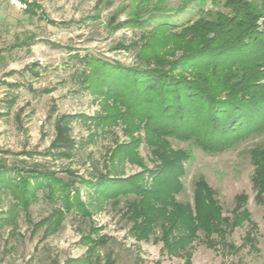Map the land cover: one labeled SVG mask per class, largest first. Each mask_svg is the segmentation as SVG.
Here are the masks:
<instances>
[{
  "label": "rangeland",
  "instance_id": "1",
  "mask_svg": "<svg viewBox=\"0 0 264 264\" xmlns=\"http://www.w3.org/2000/svg\"><path fill=\"white\" fill-rule=\"evenodd\" d=\"M144 1L0 0V164L38 166L57 172L59 177H66L70 170L79 178L95 181L114 168L120 177L156 169L160 165L153 154L156 148L184 151V191L175 199L190 203L196 216V188L210 190L212 202L204 204L228 227L223 226V235L216 232L211 236L207 229H199L186 261L163 250L164 243L156 238L159 232L149 239H137L130 233L131 223L122 216L125 200L119 206L101 203L88 184L80 183L81 197L92 217L73 211L55 233L46 234L45 228L34 230V223L60 205L44 199L40 190L29 210L32 223L22 213L14 232L10 227L0 231V264H65L84 258L91 264H264V206L257 202L256 166L251 156L253 150L264 149V133L220 153L174 138L167 139L168 145L158 138L149 141L143 124L126 123L121 117L124 110L116 115L112 99L105 102L84 83L88 68L75 55L128 66L139 63L130 45L142 37L145 28L124 25L130 19L146 18L159 8L169 11L166 15L174 14L176 20L198 12L201 17L230 12L227 0H156L142 10ZM246 1L264 14V0ZM27 4L37 16L30 18L25 13ZM66 115L73 117L71 136L78 148L73 158L59 159L52 154L51 145L57 122ZM107 115L117 116V124H99L100 117ZM116 149L122 151L114 156ZM11 201L10 195L0 192V213ZM245 209L253 224L245 222L233 229L228 220L232 222L234 214ZM249 232L256 247L245 242ZM89 236L100 243L84 242Z\"/></svg>",
  "mask_w": 264,
  "mask_h": 264
},
{
  "label": "trees",
  "instance_id": "2",
  "mask_svg": "<svg viewBox=\"0 0 264 264\" xmlns=\"http://www.w3.org/2000/svg\"><path fill=\"white\" fill-rule=\"evenodd\" d=\"M153 1L156 0H145L142 10ZM226 7L230 8L227 14L201 17L198 12L179 20L159 8L146 18L126 21L124 25L132 28H145L142 37L130 45L137 52L139 63L128 66L92 55H75L88 68L84 83L97 97H104L105 102L112 99L116 115L124 110L121 117L126 123L143 124L149 141L158 138L168 145L167 139L174 138L209 153H220L263 134L264 14L257 13L246 0H227ZM25 13L30 18L38 15L30 4ZM72 118L63 116L56 125L51 151L59 159L73 158L78 148L71 136ZM117 121V116L111 115L98 120L105 126L116 125ZM120 151L116 149L114 156ZM153 152L160 161L156 169L120 177L114 168L101 173L95 181L79 178L70 170L66 177H59L57 172L38 166L20 168L1 163L0 192L10 195L12 201L0 213V231L10 227L14 232L22 213L32 223L29 210L38 200L40 190L44 199L58 201L60 205L34 223V230L45 228L46 234L55 233L73 211L91 218L89 205L78 188V184L85 183L103 200L101 203L119 206L122 200L126 201L122 216L131 223L130 233L137 239H149L159 232L156 238L164 243V251L189 260L191 242L199 229H207L209 236L216 232L223 235L222 228L228 225L216 219L214 211L207 210L205 204L212 202L210 190L196 188V216L190 203L175 199L184 191V151L159 147ZM251 156L256 166L253 183L257 202L264 206V149L253 150ZM250 216L246 209L236 212L232 222L228 220L229 225L233 229L245 222L252 225ZM214 223L219 226L214 227ZM83 239L100 243L90 236ZM245 242L256 247L252 232L246 235ZM65 264L91 263L84 258Z\"/></svg>",
  "mask_w": 264,
  "mask_h": 264
}]
</instances>
